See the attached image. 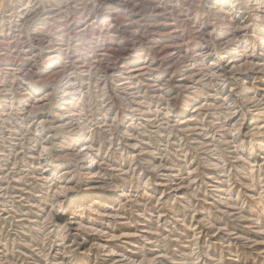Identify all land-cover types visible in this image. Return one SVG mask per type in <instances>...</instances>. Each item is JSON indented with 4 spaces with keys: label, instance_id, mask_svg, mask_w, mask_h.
<instances>
[{
    "label": "rangeland",
    "instance_id": "374dc122",
    "mask_svg": "<svg viewBox=\"0 0 264 264\" xmlns=\"http://www.w3.org/2000/svg\"><path fill=\"white\" fill-rule=\"evenodd\" d=\"M0 264H264V0H0Z\"/></svg>",
    "mask_w": 264,
    "mask_h": 264
}]
</instances>
